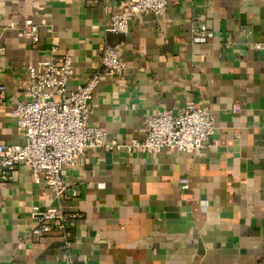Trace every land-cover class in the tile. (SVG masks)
<instances>
[{"label":"crops","instance_id":"crops-1","mask_svg":"<svg viewBox=\"0 0 264 264\" xmlns=\"http://www.w3.org/2000/svg\"><path fill=\"white\" fill-rule=\"evenodd\" d=\"M124 1L0 2V143L22 141L12 111L28 99L30 67L69 54L73 88L99 69L104 41L127 65L92 100L90 122L109 142L143 140L147 118L189 103L215 114L212 142L196 153L88 151L65 170V205L80 214L69 254L58 233L33 237L56 202L19 164L0 190V264H264V0H169L165 15L107 32L105 8ZM27 20L38 41L18 36ZM200 23L206 43L195 42Z\"/></svg>","mask_w":264,"mask_h":264},{"label":"built area","instance_id":"built-area-1","mask_svg":"<svg viewBox=\"0 0 264 264\" xmlns=\"http://www.w3.org/2000/svg\"><path fill=\"white\" fill-rule=\"evenodd\" d=\"M101 1L104 0H90ZM168 5L169 0H127L121 3L120 12L106 7L110 18L106 31L122 34L137 14L165 15ZM38 31L33 20H27L18 36L38 41ZM212 35L209 26L200 23L195 30V42L206 43ZM100 51L99 69L73 88L69 83L74 73V58L69 54L30 67L24 84L28 99L19 102L12 111L22 141L0 143V190L12 180V172L19 164L29 168L35 183L45 182L56 203L36 215L39 222L32 235L41 239L58 233L68 254L74 244L73 229L80 214L65 205L67 168L77 165L90 150L126 148L129 152L157 154L168 149L196 153L211 144L215 133L216 116L211 109L189 103L176 115L164 110L147 118V134L143 140L134 139L129 144L109 142L106 130L90 122L92 100L102 80L123 75L127 65L108 42H103ZM78 195L79 191L74 189L72 196ZM69 264L75 262L71 259Z\"/></svg>","mask_w":264,"mask_h":264}]
</instances>
